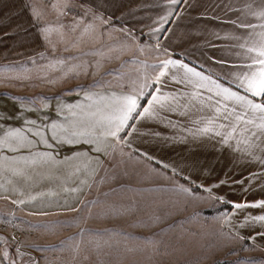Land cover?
<instances>
[{
  "label": "crops",
  "instance_id": "0c3cea01",
  "mask_svg": "<svg viewBox=\"0 0 264 264\" xmlns=\"http://www.w3.org/2000/svg\"><path fill=\"white\" fill-rule=\"evenodd\" d=\"M177 10L179 14L165 25L170 34H163L166 38L159 41L171 50L165 55L156 46L161 34H150V29L159 27L155 22L161 16ZM262 10L264 0H190L177 6L169 5L168 0H0V74L10 77L5 85L8 88L0 92V140L5 141L0 151V203L11 202L31 216L53 217L81 211L93 215L109 203H118V197L127 196L129 192L124 188H134L131 194L140 197L139 202L145 197V202L150 203L153 197L165 202L161 197L171 196V189L177 187L172 185L174 181L191 186L180 175L164 169L161 161L178 166L197 183L207 186L264 171L255 162L243 159L245 152L223 150L218 138L193 136L197 126L204 125L191 121L212 114L208 109L201 111L198 102H192L190 117L184 121L191 131L172 130L155 120L137 121L140 134L132 139L131 148L116 146L110 138L100 135L99 117L91 116L109 114L113 97L130 93L154 76V66L164 59L178 57L206 74L221 75L225 70L210 58H231L229 45L245 30L219 21L238 19L257 25L247 31L251 39L258 41L264 18L256 14ZM204 16L218 17L219 21L202 19ZM169 88L195 91L171 82L165 91ZM86 95L92 99L85 100ZM69 104L81 106L74 110L75 116L68 111ZM25 120H36L37 126L56 120L66 128L92 132L100 151L83 142L68 146L57 141L48 148L39 143V137L25 131L33 127ZM13 127L22 129L25 142L34 143L9 151V146L19 144L14 136L7 135ZM155 131L164 137L175 134L179 139L172 142L150 135ZM45 135L51 142V133ZM48 152L52 155H45ZM145 152L155 159L146 157ZM237 156L241 157L238 161ZM245 184L249 191L229 183L209 196L217 203V194L235 202L264 199V177ZM142 187L147 190L141 192ZM154 211L162 212L160 204ZM261 213L260 209H246L235 219L227 218L231 222L228 225L246 237L254 236L264 226L241 228L236 221L246 214ZM254 244L264 250V237L256 236Z\"/></svg>",
  "mask_w": 264,
  "mask_h": 264
},
{
  "label": "snow or ice",
  "instance_id": "6c2138e0",
  "mask_svg": "<svg viewBox=\"0 0 264 264\" xmlns=\"http://www.w3.org/2000/svg\"><path fill=\"white\" fill-rule=\"evenodd\" d=\"M182 3L188 4L190 0H168V4L171 6ZM185 11H187V8H185ZM178 14V10L176 12L169 11L167 15L161 16L155 22L159 27L150 29V34H161L157 39L156 46L165 55L171 50L161 45L159 41L166 38L163 34L168 33L165 25L171 23L170 18L173 15ZM256 15L264 18V10ZM201 18L217 19L219 21L218 17L204 16ZM219 22L231 23L235 27L245 30L234 37V43L229 45V50L232 51L231 58L227 56L221 59L210 58L213 64L219 65L221 69L225 70L221 75L206 74L203 70H198L196 66H190L189 63L178 57L164 59L154 66L156 71L154 76L148 77L130 93L121 94L119 98L113 97L115 102L108 105V108L111 109L109 114L91 113V116L99 117L97 123L101 125L100 135L110 138L116 146L124 145L131 148L133 146L132 139L137 138L140 134L137 121L142 123L145 120H155L162 126L172 130L184 129L191 131L184 121L190 117L192 102H198L197 107L201 111L208 109L212 114L206 119L191 121L194 125H204L203 127L197 126L193 136L218 138L217 143L223 146V150L230 151L235 148L237 152L243 151L246 153L242 157L243 159L248 162H255L264 169V155H257V153H264V24L259 25L261 31L259 32V40L256 41L251 39L247 30H254L257 25L238 19ZM104 23H107V21ZM128 35H132V30H128ZM172 55L175 56V53L172 52ZM169 82L174 85L194 88L195 91L189 93L179 88H169L165 91ZM91 99V95L85 96V100ZM66 107L75 116L74 110L81 106L79 104H69ZM174 117L179 118L174 119ZM64 119L67 120L68 117ZM24 123L33 126L25 131L34 137H39V143L46 145L48 148H52L57 141L68 146H77L83 142L94 146L96 151H100V148L95 147L96 136L92 132L66 128L63 124H58L56 120H52L46 126H37L36 120H25ZM47 132L51 133V142L45 135ZM7 135L14 136L19 142L18 147H8V150L12 152L18 151L19 148H28L34 143L33 141L25 142L20 127L11 128ZM150 135L172 142L179 139L175 134L164 137L159 131H155ZM125 137L129 139H125ZM241 144L245 146L243 149L240 148ZM4 147L5 141L0 140V151ZM45 155L51 156L52 154L48 152ZM144 155L153 160L155 159L151 157L150 153L145 152ZM235 159L238 161L241 157L237 156ZM160 163L164 169L180 175L181 179L191 185L190 188L183 185L177 186L176 190L186 194L203 191L212 195L216 188L229 183L231 185H242L244 186L243 191H249L250 188L245 184V181L250 185L260 177H264V171H253L249 172L247 176H242L239 180L222 179L211 186H207L197 183L190 175L184 174L178 166L163 161ZM215 199L227 206V212H224V209L219 211L223 212L229 220L235 219L246 209L262 210L261 214L244 215L242 219L236 221V224H239L241 228L245 225L264 226V199L254 202H235L229 201L225 196L219 194L215 196ZM233 226L235 227V225ZM256 236L264 237V230L247 239L255 242ZM8 256V252L3 253L0 256V261L7 262ZM12 264H15V261Z\"/></svg>",
  "mask_w": 264,
  "mask_h": 264
},
{
  "label": "rangeland",
  "instance_id": "374dc122",
  "mask_svg": "<svg viewBox=\"0 0 264 264\" xmlns=\"http://www.w3.org/2000/svg\"><path fill=\"white\" fill-rule=\"evenodd\" d=\"M9 79L0 74L1 93ZM176 188L161 197L165 202L153 197L151 204L124 188L127 196L93 215L31 216L0 203L2 255L9 253L6 264H264V250L228 225L219 211L227 212L226 205L203 191Z\"/></svg>",
  "mask_w": 264,
  "mask_h": 264
}]
</instances>
